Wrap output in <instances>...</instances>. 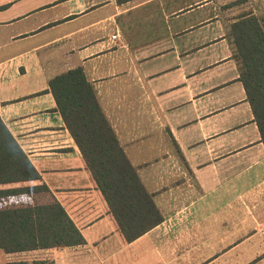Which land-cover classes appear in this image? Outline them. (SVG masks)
Segmentation results:
<instances>
[{
  "label": "crops",
  "instance_id": "obj_1",
  "mask_svg": "<svg viewBox=\"0 0 264 264\" xmlns=\"http://www.w3.org/2000/svg\"><path fill=\"white\" fill-rule=\"evenodd\" d=\"M220 2L0 0V118L41 176L0 188L35 204L93 185L49 84L82 67L162 216L124 242L104 215L84 244L5 264H264V143Z\"/></svg>",
  "mask_w": 264,
  "mask_h": 264
},
{
  "label": "trees",
  "instance_id": "obj_2",
  "mask_svg": "<svg viewBox=\"0 0 264 264\" xmlns=\"http://www.w3.org/2000/svg\"><path fill=\"white\" fill-rule=\"evenodd\" d=\"M132 0H118L126 3ZM228 39L264 143V15L230 20ZM59 111L79 146L93 185L59 190L61 200L32 204L23 187L0 188V250L7 253L85 243L81 229L108 215L124 242L162 221L118 135L103 112L96 89L77 67L50 79ZM20 143L0 118V185L40 179ZM45 186L44 192H48Z\"/></svg>",
  "mask_w": 264,
  "mask_h": 264
},
{
  "label": "rangeland",
  "instance_id": "obj_3",
  "mask_svg": "<svg viewBox=\"0 0 264 264\" xmlns=\"http://www.w3.org/2000/svg\"><path fill=\"white\" fill-rule=\"evenodd\" d=\"M221 9L225 18L232 20L236 16L246 12H255L264 15V0H220ZM60 250L49 249L18 253L10 257L6 264H54L55 257ZM0 264L4 263V253L0 251Z\"/></svg>",
  "mask_w": 264,
  "mask_h": 264
},
{
  "label": "built area",
  "instance_id": "obj_4",
  "mask_svg": "<svg viewBox=\"0 0 264 264\" xmlns=\"http://www.w3.org/2000/svg\"><path fill=\"white\" fill-rule=\"evenodd\" d=\"M116 37H117L116 35L113 36L114 39H116Z\"/></svg>",
  "mask_w": 264,
  "mask_h": 264
}]
</instances>
